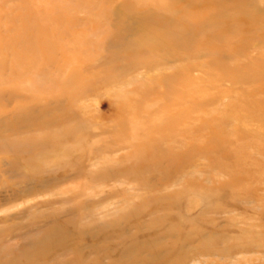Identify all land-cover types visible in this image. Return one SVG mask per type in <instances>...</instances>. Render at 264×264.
<instances>
[{"label":"rangeland","instance_id":"rangeland-1","mask_svg":"<svg viewBox=\"0 0 264 264\" xmlns=\"http://www.w3.org/2000/svg\"><path fill=\"white\" fill-rule=\"evenodd\" d=\"M0 264H264V0H0Z\"/></svg>","mask_w":264,"mask_h":264},{"label":"bare ground","instance_id":"bare-ground-1","mask_svg":"<svg viewBox=\"0 0 264 264\" xmlns=\"http://www.w3.org/2000/svg\"><path fill=\"white\" fill-rule=\"evenodd\" d=\"M54 170V169H53ZM22 175V174H21Z\"/></svg>","mask_w":264,"mask_h":264}]
</instances>
